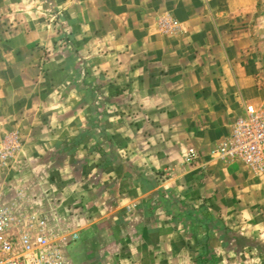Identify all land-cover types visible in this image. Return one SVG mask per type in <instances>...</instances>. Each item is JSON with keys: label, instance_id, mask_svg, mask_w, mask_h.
I'll list each match as a JSON object with an SVG mask.
<instances>
[{"label": "rangeland", "instance_id": "1", "mask_svg": "<svg viewBox=\"0 0 264 264\" xmlns=\"http://www.w3.org/2000/svg\"><path fill=\"white\" fill-rule=\"evenodd\" d=\"M46 1L51 8L44 15L43 35L53 36L55 29V39L27 49L33 58L26 64L36 68L41 81L27 75L19 89L24 97L14 100L11 93L26 122L0 140L3 202L25 214L46 215L47 225L60 232L65 264H264V240L226 225L205 200L190 204L165 186L154 197L138 195L167 180L191 182L187 173L195 162L185 156L195 147V109L175 103L187 94L179 90L165 95L172 101L168 107L158 108L135 101L124 87L114 89L118 69L129 68L130 61L104 52L101 40L116 34L115 28L102 31L99 0L87 4L91 11L77 10L72 18L63 15V0ZM256 6L247 52L264 97V0ZM158 21L157 33H166ZM49 62L62 70L42 67ZM160 97L154 93L156 102ZM253 106L264 108V100ZM204 143L209 151L218 144ZM249 173L251 215L240 214L253 223L264 205V175ZM147 216L155 220L146 221Z\"/></svg>", "mask_w": 264, "mask_h": 264}, {"label": "crops", "instance_id": "2", "mask_svg": "<svg viewBox=\"0 0 264 264\" xmlns=\"http://www.w3.org/2000/svg\"><path fill=\"white\" fill-rule=\"evenodd\" d=\"M83 1L80 6L72 4V0H63L59 6L65 12L63 15L72 18L77 10L91 11V7L87 9L91 0ZM98 3L102 31L115 28L116 34L101 40L104 52L109 49V58L130 61L129 68L121 65L118 69L114 89L124 87L134 94L135 101L154 102L147 104L158 108L168 107L172 101L165 95L179 90L187 94L179 95L175 103L180 100L179 107L195 109L193 148L199 157L187 173L191 182L167 180L164 185L137 194L151 198L160 186H165L190 204L205 200L218 210L226 225L235 224L244 229L243 234L264 240V205L253 223L240 214L251 215L250 208L247 209V201L252 198L249 171L214 158L206 148L208 143H204L207 140L212 143L210 146L220 143L245 105H259L264 100L263 88L257 86L259 81L252 76L254 69L247 52L257 0H99ZM8 8L12 12L4 15ZM50 8L46 0H0V140L10 128L26 122L19 102H11V93H16L14 100L24 97L19 89L27 75L34 76L35 81L42 79L36 77V68L26 64L33 58L27 49L37 43L50 44L55 39V29L53 36L43 35L44 15ZM162 18L173 19L176 27L157 33L156 23ZM15 47L17 50L12 51ZM114 49L120 52L115 54ZM44 66L50 67V71L62 70L52 62ZM154 93H160L157 102ZM262 197L264 204V192ZM142 216L140 213L138 218ZM147 217L146 221L155 220Z\"/></svg>", "mask_w": 264, "mask_h": 264}, {"label": "built area", "instance_id": "3", "mask_svg": "<svg viewBox=\"0 0 264 264\" xmlns=\"http://www.w3.org/2000/svg\"><path fill=\"white\" fill-rule=\"evenodd\" d=\"M162 18L158 27H176ZM216 159L238 162L255 175H264V108L245 105L229 134L211 151ZM190 163L198 159L193 147L186 151ZM47 217L18 211L0 198V264H65L59 230L47 225Z\"/></svg>", "mask_w": 264, "mask_h": 264}, {"label": "trees", "instance_id": "4", "mask_svg": "<svg viewBox=\"0 0 264 264\" xmlns=\"http://www.w3.org/2000/svg\"><path fill=\"white\" fill-rule=\"evenodd\" d=\"M173 203H175V202L174 201L170 202V204H173Z\"/></svg>", "mask_w": 264, "mask_h": 264}]
</instances>
